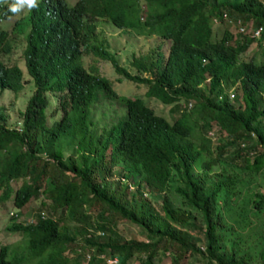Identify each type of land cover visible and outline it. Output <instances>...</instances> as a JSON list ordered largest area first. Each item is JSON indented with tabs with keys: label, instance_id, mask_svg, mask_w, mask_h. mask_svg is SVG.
<instances>
[{
	"label": "trees",
	"instance_id": "obj_1",
	"mask_svg": "<svg viewBox=\"0 0 264 264\" xmlns=\"http://www.w3.org/2000/svg\"><path fill=\"white\" fill-rule=\"evenodd\" d=\"M11 2L0 0V21ZM37 4L9 30L0 24V54L23 37L34 84L17 125L5 124L0 107V199L12 192L15 209L38 199L32 220L9 216L5 229L24 243L1 244L0 264H78L81 255L102 264H264V60L239 57L251 43L264 54L260 36H250L256 28L264 36V0ZM224 18L236 30L215 36L212 22ZM95 20L169 41L165 55L130 52L133 73L105 42L89 48L171 104V120L79 62ZM18 65L0 57V92L17 96L29 82ZM98 98L123 110L95 132ZM124 222L142 233L124 236Z\"/></svg>",
	"mask_w": 264,
	"mask_h": 264
},
{
	"label": "rangeland",
	"instance_id": "obj_2",
	"mask_svg": "<svg viewBox=\"0 0 264 264\" xmlns=\"http://www.w3.org/2000/svg\"><path fill=\"white\" fill-rule=\"evenodd\" d=\"M4 1V0H3ZM67 6L71 5L74 0H63ZM28 12V9H23L18 14L11 13L5 19L0 21L2 27L9 30L11 25L14 23V19L25 15ZM214 22V21H213ZM212 22V30L215 36H219L221 34L222 28L227 27L232 33L236 30V27L231 24V22L224 18L222 21ZM93 31L92 35H90L85 41L83 48V54L79 59V62L87 69V70H95L100 75L106 77L111 86L118 94H123L129 97H140L146 104H148L154 112L158 114L164 115L167 119L171 120L173 114L170 109H173L171 104H165L159 101L157 98L153 96H146L145 83H139L135 81H131L129 79L124 78L119 73L115 72L111 63L107 59H103L100 56L96 55L89 46L92 44L102 45L104 42L106 44L107 49L114 53L118 62L124 65L130 72H134L128 60L130 58V52H133L135 55L144 54L151 51H160L163 55L166 54L168 43L167 39L160 38L154 34L151 35H142L136 34L131 30H125L122 28H117L111 23L104 20H95L93 22ZM240 29V28H238ZM243 32L248 31V26L246 28L240 29ZM14 32V31H13ZM253 32V31H252ZM250 32V33H252ZM24 40L23 37H20L18 34L14 35L13 38V46L10 48V52L6 54H0V57L5 61V63H17L22 70V77L28 78L29 82L26 81L24 83V87L17 92V96H14L11 91L3 90L0 92V107H3V112L5 114V124L8 126H12L13 124H18L19 122V111L23 108V105L26 102L27 97L34 89V84L30 77L27 75L23 57H22V48H23ZM255 43H251L250 47H248L242 54L239 55L240 58H249L253 56L255 60H264V54H261L259 51L255 50ZM22 61V63H21ZM28 82V84H26ZM48 101H50L49 95H47ZM123 107L121 104L115 99H97L92 107H91V119L93 124L91 128L95 132H99L103 127H107L110 123L114 122L115 119L122 112ZM176 111V110H174ZM215 140H213L214 142ZM204 157V155H202ZM205 158V157H204ZM219 163H214L211 165V171H218ZM19 181H11L10 187L14 189L18 185ZM262 184H264V179L262 180ZM12 192L6 199H0V245L8 244L9 249L12 247L19 248L20 243H24V237L18 231H7L5 226L9 224L12 219L10 216V211L13 213H17V220L21 221H30L33 218V212L36 204L38 203V199L33 198L29 201L27 205H24L20 209H15L12 205L11 198ZM119 231L124 235H134L138 236L142 233L140 228L131 223H119L118 224ZM20 254V251H17ZM67 255H71V251L66 252ZM13 254L8 252L7 257L11 258ZM142 256V255H141ZM72 257V256H71ZM79 258V255H78ZM33 259L32 261H34ZM139 258H131L130 264H139ZM72 262V260H71ZM78 264H102L100 262H90L86 260L82 255ZM158 264H169V260L167 257L161 258Z\"/></svg>",
	"mask_w": 264,
	"mask_h": 264
},
{
	"label": "clouds",
	"instance_id": "obj_3",
	"mask_svg": "<svg viewBox=\"0 0 264 264\" xmlns=\"http://www.w3.org/2000/svg\"><path fill=\"white\" fill-rule=\"evenodd\" d=\"M7 3V0H4ZM38 7L37 0H12L11 4H9L8 11L13 14L20 13L23 9L27 8L28 10H32ZM10 216H15L17 213L9 212Z\"/></svg>",
	"mask_w": 264,
	"mask_h": 264
},
{
	"label": "built area",
	"instance_id": "obj_4",
	"mask_svg": "<svg viewBox=\"0 0 264 264\" xmlns=\"http://www.w3.org/2000/svg\"><path fill=\"white\" fill-rule=\"evenodd\" d=\"M243 27H240V29H242ZM250 36H255L254 38H256V37H259V38H261L262 39V41L264 42V36H261V34H260V28H256V29H254L253 30V32L252 33H250ZM230 95V97H231V93L229 94ZM107 262L109 263V264H114L115 263V258H109V259H107Z\"/></svg>",
	"mask_w": 264,
	"mask_h": 264
}]
</instances>
